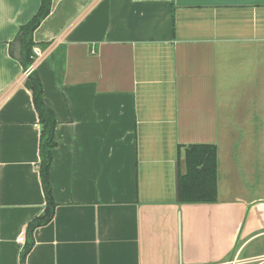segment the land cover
I'll return each instance as SVG.
<instances>
[{"label":"crops","instance_id":"0c3cea01","mask_svg":"<svg viewBox=\"0 0 264 264\" xmlns=\"http://www.w3.org/2000/svg\"><path fill=\"white\" fill-rule=\"evenodd\" d=\"M40 5L0 0V264L30 241L25 264H264V0H53L33 67L57 207L31 236L41 128L12 46ZM191 145L217 147L215 203L177 197Z\"/></svg>","mask_w":264,"mask_h":264},{"label":"trees","instance_id":"16d2710c","mask_svg":"<svg viewBox=\"0 0 264 264\" xmlns=\"http://www.w3.org/2000/svg\"><path fill=\"white\" fill-rule=\"evenodd\" d=\"M53 6V0H41V5L34 18L26 25L21 26L17 39L22 40L24 51L21 62L24 70H28L35 63L33 48L34 32L48 18ZM28 80L32 84V101L39 117L41 128V163L40 174L44 186L45 198L47 200L46 209L42 216L28 227L31 234L43 225L53 220L54 211L57 207L53 199L52 185L50 184V170L53 161V149L56 148V133L58 120L54 112L47 106L44 100V86L40 76L36 71L28 75ZM185 149L184 162L186 163V174L180 177V202L183 204H210L218 200L217 196V147L214 145H191L179 147L178 155ZM179 160V158H178ZM33 241L26 244L21 257V264H25L27 255L31 252Z\"/></svg>","mask_w":264,"mask_h":264},{"label":"water","instance_id":"95a60500","mask_svg":"<svg viewBox=\"0 0 264 264\" xmlns=\"http://www.w3.org/2000/svg\"><path fill=\"white\" fill-rule=\"evenodd\" d=\"M12 51H13L15 59H17L19 62H22L24 51H23L21 39H18V40H16V42H14V44L12 46ZM176 180H177V197L179 199L180 198L179 197V186H180L179 175H177Z\"/></svg>","mask_w":264,"mask_h":264},{"label":"built area","instance_id":"2783aa9c","mask_svg":"<svg viewBox=\"0 0 264 264\" xmlns=\"http://www.w3.org/2000/svg\"><path fill=\"white\" fill-rule=\"evenodd\" d=\"M33 51H34V56H35V62L43 56V51L40 50V48H37V47H34L33 48ZM34 65V64H33ZM33 65L25 72L26 75H29L31 74L33 71H34V67ZM19 243H24L25 242V237L24 236H21L18 240Z\"/></svg>","mask_w":264,"mask_h":264}]
</instances>
